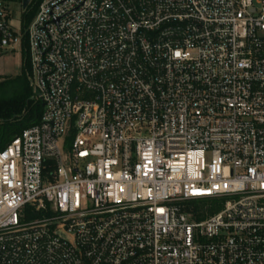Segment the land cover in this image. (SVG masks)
I'll return each instance as SVG.
<instances>
[{
  "label": "built area",
  "instance_id": "obj_1",
  "mask_svg": "<svg viewBox=\"0 0 264 264\" xmlns=\"http://www.w3.org/2000/svg\"><path fill=\"white\" fill-rule=\"evenodd\" d=\"M24 33L0 264H264V0H42Z\"/></svg>",
  "mask_w": 264,
  "mask_h": 264
},
{
  "label": "trees",
  "instance_id": "obj_2",
  "mask_svg": "<svg viewBox=\"0 0 264 264\" xmlns=\"http://www.w3.org/2000/svg\"><path fill=\"white\" fill-rule=\"evenodd\" d=\"M41 1L32 0L24 10L23 31L34 19ZM23 43L27 46V35ZM25 64L28 65V60ZM27 81L24 70L14 79H3L0 76V150L24 129L37 124L41 118L43 106L39 100L32 97Z\"/></svg>",
  "mask_w": 264,
  "mask_h": 264
},
{
  "label": "rangeland",
  "instance_id": "obj_3",
  "mask_svg": "<svg viewBox=\"0 0 264 264\" xmlns=\"http://www.w3.org/2000/svg\"><path fill=\"white\" fill-rule=\"evenodd\" d=\"M10 5L11 24L12 26L25 38L26 34L22 29V21L24 10L22 7V0H8ZM33 21V20H32ZM27 60L26 46L19 45L15 51L0 52V76L3 79H14L24 73L27 77V85L32 91V87L29 81V72H31V66L25 64ZM33 94V91H32ZM33 97V95H32ZM67 143L64 144L65 139L60 140L61 147L64 150L70 149L72 137H66Z\"/></svg>",
  "mask_w": 264,
  "mask_h": 264
},
{
  "label": "water",
  "instance_id": "obj_4",
  "mask_svg": "<svg viewBox=\"0 0 264 264\" xmlns=\"http://www.w3.org/2000/svg\"><path fill=\"white\" fill-rule=\"evenodd\" d=\"M32 0H22V7L23 9H26Z\"/></svg>",
  "mask_w": 264,
  "mask_h": 264
}]
</instances>
